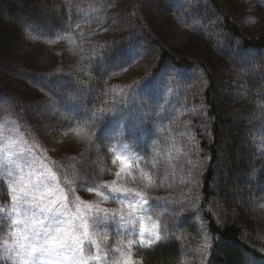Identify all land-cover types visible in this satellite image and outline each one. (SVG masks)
<instances>
[{
  "label": "rangeland",
  "instance_id": "obj_1",
  "mask_svg": "<svg viewBox=\"0 0 264 264\" xmlns=\"http://www.w3.org/2000/svg\"><path fill=\"white\" fill-rule=\"evenodd\" d=\"M240 1L232 18L246 34L264 30V0ZM60 4L63 27L19 32L13 58L0 64V181L11 197L0 209V264H140L136 250L171 240L179 264H207L194 130L206 81L192 61L214 50L220 97L248 102L251 92L264 99L263 56L227 37L206 0ZM159 47L194 64L159 69ZM247 122L250 152L264 163V102ZM28 190L34 199H12ZM259 191L250 214L264 243V182ZM36 204L63 213L49 253L33 252L42 241L29 239L43 219Z\"/></svg>",
  "mask_w": 264,
  "mask_h": 264
},
{
  "label": "trees",
  "instance_id": "obj_2",
  "mask_svg": "<svg viewBox=\"0 0 264 264\" xmlns=\"http://www.w3.org/2000/svg\"><path fill=\"white\" fill-rule=\"evenodd\" d=\"M206 1L220 18L224 34L238 41L246 52L263 56L264 65V30L246 34L240 23L232 18L241 1ZM64 14L60 0H0V64L4 67L13 58L19 32L29 29L58 31L65 22ZM213 51L207 54L208 58L197 55L192 61L206 81L205 117L197 123L192 119L191 125L196 123L195 138L204 162L198 194L203 221L212 239L207 264H245L253 257L264 258V243L256 236L250 214L251 201L257 198L259 186L264 182V171H261L264 163L254 151L250 152L247 122L259 101L263 103L264 99L255 92H251L254 96L250 94L248 102L244 98L222 99L217 91L218 70L213 64ZM159 52V69L169 62L177 66L194 64L186 56L178 57L164 48L159 47ZM262 75L264 85V72ZM237 115L244 118L239 119ZM234 191L241 193L234 194ZM10 201L9 189L0 181V209ZM136 251L140 264H179L180 261V243L176 240Z\"/></svg>",
  "mask_w": 264,
  "mask_h": 264
},
{
  "label": "snow or ice",
  "instance_id": "obj_3",
  "mask_svg": "<svg viewBox=\"0 0 264 264\" xmlns=\"http://www.w3.org/2000/svg\"><path fill=\"white\" fill-rule=\"evenodd\" d=\"M121 165H122V167L127 166L126 162L124 160H121ZM42 183H43V181H42ZM33 188L35 189L36 186H33ZM113 191L115 192L116 190L114 189ZM135 195L138 196L139 193H136ZM29 196H33V199L35 198L33 190L25 191L19 199L15 196L12 197V199L14 201H17L18 203L19 202H26ZM127 197H132L131 190H128ZM132 198H134V197H132ZM145 203H147V201ZM35 207L39 210V215L43 219L36 220L37 213L32 212V215H31V217H29V220H36L38 227H33L31 229V236L29 237V239L38 238L42 241L41 246L34 248L33 252H39L41 254L49 253L51 251V249L46 247L48 238L53 236V232H60L61 231L60 225L63 223V219H62L63 213H61L58 208L41 206L40 204H36ZM133 207H135V205H133ZM140 211L143 212V211H146V209L141 208ZM44 221H48V227L47 228L44 227ZM98 222H99L98 218H93L91 220V223L93 226H95ZM76 231H79L78 226L76 228ZM54 238L59 240V236H56ZM76 242H80V241H74V242L61 241L60 243H61V247H69L70 248V247H72V244L76 243Z\"/></svg>",
  "mask_w": 264,
  "mask_h": 264
}]
</instances>
